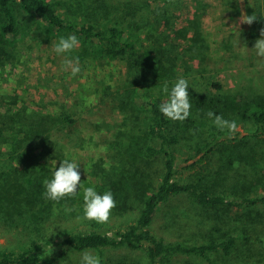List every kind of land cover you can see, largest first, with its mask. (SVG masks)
Returning <instances> with one entry per match:
<instances>
[{"label": "trees", "instance_id": "16d2710c", "mask_svg": "<svg viewBox=\"0 0 264 264\" xmlns=\"http://www.w3.org/2000/svg\"><path fill=\"white\" fill-rule=\"evenodd\" d=\"M158 1L165 7L154 14L156 33L145 43L137 39L133 28L135 15L157 0H125L127 25L109 17L99 19V5L79 19L58 11L51 0H0L2 45L17 41L21 14L26 13L48 33L74 34L80 45L98 57L124 61L125 85L112 99L128 112L131 133L128 144H113L114 164L107 183L116 200L110 218L123 215L125 221L104 228L105 224L82 218L80 203V209L62 213L66 202H54L44 195V180L51 179L59 167L52 160L60 158L62 140L75 134L77 119L64 108L45 112L13 102L0 110V220L7 230L16 216L23 217L28 210L35 213L32 239L17 249L0 248V264H58L71 250L91 249L106 264L104 250L120 247L142 249L147 264H173L180 255L220 264L214 257L219 252L230 255L237 250L251 257L252 232L259 242L264 241V236H258L264 231V213L257 208L264 204V192L257 195L258 187L264 188V94L226 93L220 81L204 73L206 55L201 52L205 41L199 21L187 19L171 25L170 18L177 14L166 5L170 0ZM256 24L264 27L262 22ZM180 77L189 82L192 104L191 115L183 122L159 111L168 98L159 91L162 84L168 82L171 89ZM209 110L225 119L249 122L251 128L241 138L238 132L221 131L207 118ZM186 141L190 151L184 160L197 157L186 167L199 162L205 166L182 177L178 153ZM2 144L9 149L2 150ZM232 173L245 177L223 186ZM17 176L23 181L13 180ZM101 190L108 191L105 185ZM68 214L81 217L77 221L85 229L68 228L64 222ZM176 225L187 229L178 238L189 240L164 234ZM183 264L191 263L185 260Z\"/></svg>", "mask_w": 264, "mask_h": 264}, {"label": "rangeland", "instance_id": "374dc122", "mask_svg": "<svg viewBox=\"0 0 264 264\" xmlns=\"http://www.w3.org/2000/svg\"><path fill=\"white\" fill-rule=\"evenodd\" d=\"M51 1L56 4L58 11L69 17L79 19L88 17L89 13L92 14L91 8L99 5L96 10L99 19L109 17L114 21H122L124 25L128 23L129 14L123 4L125 0ZM170 2L166 5H170L171 10L177 14L176 17L170 18L171 25H180L187 19H197L201 25V35L205 41L201 52L206 55L205 74L213 75L214 79L220 81L226 93L245 96L250 93L264 94V58L258 57L256 50L252 49L256 39L260 38V30L264 28L259 24V22L264 24V0H174V4ZM161 4L162 2L158 0L151 2L145 12L135 15L133 28L138 40L145 42L151 34L156 33L154 16L161 13L165 7V4L162 7ZM253 12L261 19L252 25L240 23L243 13L252 15ZM20 20L21 34L17 41L11 45L0 44V110L4 111L6 106H11L13 102L15 106L45 112H55L64 108L77 119L75 134H72V138L66 137L62 140L59 147L60 158L52 160L53 165H59L64 159H74L80 165L81 187L78 188L77 195L62 199L67 207L75 211L74 209H80L79 203L84 207L83 195L79 193L83 192L84 187L94 185L101 194L102 185L109 190L107 183L112 176L115 153L113 144L125 145L131 139L128 126L130 120L126 118L128 112L112 99L113 94L122 91L125 85V63L118 59L98 57L88 47L80 44L70 54L57 55L54 45L60 36L45 31L31 15L22 13ZM65 55L79 57L81 71L76 76H72L70 70H65L63 64ZM237 124L239 125L237 132L241 138L247 134L251 124L246 121H239ZM135 130L134 133H139L137 129ZM67 139L69 141H66ZM251 142L256 141L252 139ZM189 143L186 141V145L183 144L178 153L182 177H187L189 173L199 171L205 166L199 162L192 168L186 167L197 158L184 160L190 151ZM259 145L260 142L256 146L257 149ZM90 146L96 151H90ZM1 148L4 151L9 149L7 144H2ZM101 148L104 150L101 151ZM212 164H216L215 159H212ZM245 173L244 171L243 174ZM243 174L232 173L229 179L223 182V186L239 183L245 177ZM16 179L23 181L20 176L13 180ZM263 189L258 187L257 195L262 194ZM77 199L78 201L74 203L73 201ZM257 208L264 213V204H259ZM28 211L23 213V217L16 216L17 220L15 219L13 225L9 226L11 228L7 230L0 220V248L17 249L21 242L32 239L31 220L35 213ZM166 213L167 216H171L170 212ZM67 216L64 222L68 228L85 229L86 226L79 223L73 214ZM123 220L125 221L123 215L112 217L103 227L122 225ZM185 230L187 229L176 225L174 231H167L164 234L171 239L189 240V237L178 238L179 232H186ZM251 234V257L243 256L237 250L230 255L219 252L214 257L220 264H264V241L259 242L256 232ZM258 236H264V231H260ZM85 251L99 255V252L93 249ZM85 251L71 250L58 264H80L81 254ZM104 252L106 264H147L142 249L120 247L105 249ZM185 260L191 264H206L199 259L182 255L177 257L173 264H183Z\"/></svg>", "mask_w": 264, "mask_h": 264}, {"label": "clouds", "instance_id": "9594fccd", "mask_svg": "<svg viewBox=\"0 0 264 264\" xmlns=\"http://www.w3.org/2000/svg\"><path fill=\"white\" fill-rule=\"evenodd\" d=\"M257 21V15H245L240 19V23L252 25ZM260 38L256 39L253 48L256 50L258 57L264 58V28L260 30ZM80 41L74 34L67 37L61 36L54 45V51L57 55L70 54L79 47ZM65 70H70L72 76H76L80 71L79 57H70L65 55ZM189 82L187 79L180 77L169 89L168 82H164L159 89L168 98L159 105V111L167 118L173 121L183 122L191 115L192 104L190 101ZM212 123L221 131H227L229 134H235L239 130L236 120L225 119L222 115L215 114L209 110L206 113ZM101 151L104 149L101 148ZM90 151H96L90 146ZM80 165L74 160L64 159L60 162L59 167L55 168L51 179L44 180L45 198L54 202H59L65 197H75L78 188L81 187ZM83 219L95 221L100 224H106L110 220L112 210L116 207V200L113 193L108 190L102 194L98 193L96 187L88 186L83 188ZM65 212L73 211L72 208L65 207ZM81 219V217H77ZM52 252V247L49 248ZM80 264H101V258L91 251H85L81 254Z\"/></svg>", "mask_w": 264, "mask_h": 264}]
</instances>
